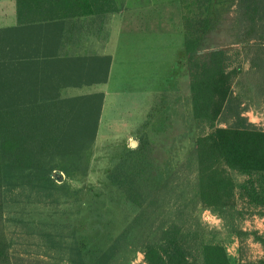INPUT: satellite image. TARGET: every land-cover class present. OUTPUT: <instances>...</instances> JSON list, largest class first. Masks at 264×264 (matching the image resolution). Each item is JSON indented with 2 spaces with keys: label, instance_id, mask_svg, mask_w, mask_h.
I'll list each match as a JSON object with an SVG mask.
<instances>
[{
  "label": "rangeland",
  "instance_id": "374dc122",
  "mask_svg": "<svg viewBox=\"0 0 264 264\" xmlns=\"http://www.w3.org/2000/svg\"><path fill=\"white\" fill-rule=\"evenodd\" d=\"M101 2L115 12L125 3ZM197 6L193 0H162L158 17L148 21L114 13L110 23L121 30L147 24L158 33L157 45L143 50L135 44L107 50L112 13L104 9L65 21L63 54L77 56L66 65L77 84L58 94H101L95 133L83 156L84 173L60 172L51 190L18 188L3 197L0 238L7 247L6 264H69L76 250L85 264L97 259L101 264L107 248L105 264H146L142 245L154 243L159 229L169 224L183 235L194 264H201L204 244L221 246L228 264H264V173L229 167L210 141L197 142L209 134L210 124L193 117L183 53V13L192 18ZM205 13H211L212 25L199 54L222 51L230 73V107L242 108L246 122L264 130V47L259 49L258 38L239 42L243 12L234 0H211ZM4 23L0 20V30L9 27ZM10 36L0 32V59ZM7 77L0 73L1 81ZM8 94L0 83V98ZM230 107L223 114L227 124L233 121ZM77 111L86 112L83 103ZM226 123L219 119L213 125ZM115 175L117 180L138 175L143 186L138 205Z\"/></svg>",
  "mask_w": 264,
  "mask_h": 264
},
{
  "label": "trees",
  "instance_id": "16d2710c",
  "mask_svg": "<svg viewBox=\"0 0 264 264\" xmlns=\"http://www.w3.org/2000/svg\"><path fill=\"white\" fill-rule=\"evenodd\" d=\"M193 1L198 4L197 13L192 18L183 13V53L193 117L210 124L209 134L197 142L210 141L212 149L229 167L264 173V130L246 122L242 108L230 107L233 100L230 73L223 67L222 51L214 49L199 54L206 48V33L212 25L211 13H205L211 0ZM234 1L243 12L239 13L244 27L239 42L258 38L261 49L264 0ZM106 4L101 0H15L16 25L0 30L11 35L4 45L7 53L0 59V73L8 76L0 83L11 91L0 98V205L3 197L18 188L51 190L54 181L61 180L60 172L65 176L85 172L83 156L94 137L101 94L59 96V89L77 84L66 66L76 61L77 56L61 55L57 49L65 20L98 8L114 10ZM91 82L97 81L87 83ZM81 103L86 109L84 114L77 111ZM228 107L233 118L230 124L223 117ZM219 119L225 126L213 125ZM117 185L128 188L132 203H140L139 188L143 186L138 175H118ZM109 250L99 256L101 264L109 262ZM141 252L146 264H194L183 235L174 224L160 228L157 240L144 243ZM200 253L201 264H228L219 245L204 244ZM7 260V247L0 238V264H6ZM98 262L97 259L92 264ZM69 264H85L77 250Z\"/></svg>",
  "mask_w": 264,
  "mask_h": 264
},
{
  "label": "crops",
  "instance_id": "0c3cea01",
  "mask_svg": "<svg viewBox=\"0 0 264 264\" xmlns=\"http://www.w3.org/2000/svg\"><path fill=\"white\" fill-rule=\"evenodd\" d=\"M124 6L122 11L115 12V10H107L104 13H112L108 14L107 17V35H108V41H107V50L110 51L112 49L115 51L117 47L120 49H126L127 46L137 45L142 47H145L147 45H151L152 43H155L157 45V35L156 31H152V28L148 26L147 24L139 25L138 27H132V28H126L124 30H121L120 28L116 27L113 23H110V20L113 18H117V16L114 13H123L121 16H132L133 18L137 17L141 19V21H148L153 16L158 17V9L162 7V0H145V2H136L133 0H124ZM115 2V0H114ZM115 4V3H114ZM16 5L15 0H0V20H6L8 23H4V26H14L16 25ZM95 13V12H92ZM150 14V15H149ZM89 16H92V14H86ZM86 15H80L77 17H74L75 20H82L85 18ZM160 16V15H159ZM67 21V20H65ZM144 23V22H142ZM63 25V30L64 26ZM121 36H135L137 39L134 41L131 39L130 41L120 39ZM62 36L59 38L58 43V52L62 55L64 51L66 52V44L64 40L61 39ZM151 39L148 42V39ZM68 46V45H67ZM143 50V49H142ZM108 51V52H109ZM110 53H106L105 55L109 56ZM67 55V54H66ZM99 55V54H97Z\"/></svg>",
  "mask_w": 264,
  "mask_h": 264
},
{
  "label": "water",
  "instance_id": "95a60500",
  "mask_svg": "<svg viewBox=\"0 0 264 264\" xmlns=\"http://www.w3.org/2000/svg\"><path fill=\"white\" fill-rule=\"evenodd\" d=\"M131 146H134V142H131V144H130Z\"/></svg>",
  "mask_w": 264,
  "mask_h": 264
}]
</instances>
